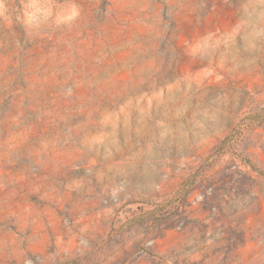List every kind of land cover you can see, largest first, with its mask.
<instances>
[{
  "label": "rangeland",
  "instance_id": "1",
  "mask_svg": "<svg viewBox=\"0 0 264 264\" xmlns=\"http://www.w3.org/2000/svg\"><path fill=\"white\" fill-rule=\"evenodd\" d=\"M0 264H264V0H0Z\"/></svg>",
  "mask_w": 264,
  "mask_h": 264
}]
</instances>
